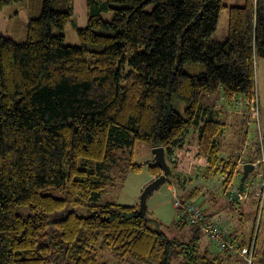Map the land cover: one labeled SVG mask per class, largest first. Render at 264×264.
I'll return each mask as SVG.
<instances>
[{
  "label": "trees",
  "instance_id": "obj_1",
  "mask_svg": "<svg viewBox=\"0 0 264 264\" xmlns=\"http://www.w3.org/2000/svg\"><path fill=\"white\" fill-rule=\"evenodd\" d=\"M18 1L0 0V11ZM40 2L24 39L0 34V264H49L56 257L107 264L100 260L107 250L120 262L172 264L177 247L182 264H228L229 247L201 255L197 235L188 243L171 239L152 227L156 218L140 205L98 200L119 160L134 172L146 165L154 177L162 174L153 155L135 161L137 143L162 145L171 160L191 128L202 176L223 178L225 190L232 186L239 165L221 156L219 143L227 124L206 110L205 96L257 99L264 0L228 6L226 41L210 38L224 0H87L88 23L77 28L75 45L53 31L72 20L73 0ZM108 10L109 21L102 16ZM192 63L204 70L190 74ZM174 94L186 102L185 115L174 108ZM263 160L264 153L255 162ZM261 174L262 166L255 176ZM250 184L244 188L256 187ZM257 188L256 223L264 203V188ZM199 191L179 200L200 206L192 200ZM82 206L90 214H77ZM176 211L175 224H187ZM211 219L221 224L204 213V221ZM254 233L244 244L228 236L240 248L253 245L256 264Z\"/></svg>",
  "mask_w": 264,
  "mask_h": 264
},
{
  "label": "rangeland",
  "instance_id": "obj_2",
  "mask_svg": "<svg viewBox=\"0 0 264 264\" xmlns=\"http://www.w3.org/2000/svg\"><path fill=\"white\" fill-rule=\"evenodd\" d=\"M40 0H23L18 1L13 4L6 6L3 10L0 11V34L8 37L14 38L17 40L24 39L22 35V31L24 32L27 20L31 16L33 12V8L39 3ZM74 1V0H73ZM79 0H76V2ZM236 1H241L242 3H246V0H224L227 7H225L220 12L218 27L210 37L211 39H219L221 41H226L228 35V19H229V7L232 4H236ZM38 2V3H37ZM85 1L83 0V9H84ZM39 5V4H38ZM85 12V9H84ZM36 13V11L34 12ZM113 12L111 10L105 11L102 13V16L105 20H108L112 17ZM85 17V14L82 15L81 10L78 8L74 11V16L72 20H70L62 31H59L55 26H53V31L55 33H64L65 34V42L67 44H79V37L77 28H82L80 25L82 23L81 19ZM86 27L87 22L84 23ZM201 68V69H200ZM204 70V65L202 64H187L186 71L190 74L195 72H199ZM256 95H257V106H258V118L256 116L253 118L250 117L251 105L248 107V115L245 123L243 119L241 121H235L230 128L226 129L224 133V137H221V140H231L233 143H238L237 140L243 139V135H246V131L249 130L250 140L253 142L254 138L259 139L257 144H259V149L263 150L258 156L259 158L264 153V143H262L263 135H264V57L258 58V62L256 65ZM173 106L176 110H178L182 115H185V103L183 99L179 98L177 95H173ZM225 98V97H223ZM227 102V99H224V103ZM236 107H239V104H236ZM255 116V115H254ZM263 134V135H262ZM223 136V135H222ZM137 150L135 154V161H145L152 157V148L146 146L144 143H137ZM256 146H254V149ZM252 150V149H251ZM258 151V150H257ZM262 160V158L260 159ZM171 165L173 163L171 160H167ZM262 162V167L264 168V160ZM125 163H127L125 161ZM122 160H119V164L112 169V181L105 192L102 193L101 197L98 200V203L105 204V202H114L120 204H132V205H140V197L141 191L143 188L149 184L151 181V173L146 165L142 166V170L139 172H134L133 170L126 169ZM257 170L253 171L249 176V179H255L254 184H259L261 182L260 176H255ZM202 180L193 177L192 180L180 182L179 188L177 191H180V195L186 193L184 191V186L186 188L193 189L195 187H200V190H204L206 193V189L209 187V181L206 178L201 177ZM252 183V182H251ZM175 185V184H174ZM251 185V184H250ZM176 187V186H175ZM254 188V187H253ZM162 187L157 188L152 191L151 195L148 197V211L150 215L156 218V221L152 222V227L155 229L161 230L166 233V235L175 240H180L181 242L188 243L195 235L199 237V253L201 255H210L212 251L217 249L215 247L214 242L210 237L206 234L203 229H196V225L192 224H184L179 225L175 224L176 220H178V214L176 211V207L173 203L174 195L173 191L165 193L161 191ZM255 189V188H254ZM253 189V191H254ZM251 191L249 198H246L243 203L235 204V208H233V217H241L242 225L241 230L244 232L246 237H251V232L255 231V235L258 236V252L255 257L256 264H264V203H263V213L260 219L257 222L256 230L255 226V218L257 216V206L258 199L255 203V195ZM188 195V194H187ZM206 196V194H204ZM203 195V196H204ZM204 196V197H205ZM195 199V198H194ZM203 197H197L195 202L201 204L204 208L209 207V202H203ZM193 200V198H192ZM76 212L79 215H88L90 214V210L86 206H82L76 208ZM245 216V218L242 217ZM208 250V252H207ZM100 260L106 262L107 264H130L128 262H120L116 259V257L107 250L105 253L100 254ZM58 261V262H57ZM172 264H182L183 263V253L180 251V248L177 247V251L173 254L171 258ZM235 262L237 261L234 260ZM49 264H64V260L59 257L53 258ZM231 264H246L243 260H239L236 263Z\"/></svg>",
  "mask_w": 264,
  "mask_h": 264
},
{
  "label": "crops",
  "instance_id": "obj_3",
  "mask_svg": "<svg viewBox=\"0 0 264 264\" xmlns=\"http://www.w3.org/2000/svg\"><path fill=\"white\" fill-rule=\"evenodd\" d=\"M84 9H83V0H79L76 2V0L73 1V9L74 11L77 10L78 8L81 10L82 15L85 14V17L81 19V27L85 26L84 23H88L87 16H88V9H87V0H84ZM39 2V3H38ZM34 12L39 9V6L41 4L40 1H38ZM241 1H236V4L232 5H243ZM231 5V6H232ZM35 14V13H34ZM229 17V16H228ZM228 24V23H227ZM25 32V30H24ZM24 32L22 31V35L24 36ZM258 62V61H257ZM205 108L207 111L211 112L216 119H220L221 121H224L227 124V128H230L235 121H243L246 123L247 120H250L247 118L248 115V107L249 104L248 102L242 97H236L234 99H227L222 93H218L217 95H206L205 96ZM225 97L227 99V102L224 103ZM236 104H239V107H236ZM246 105L248 107H246ZM226 128V129H227ZM196 128H191L186 132L184 137L181 139L180 143L178 146L175 148V151L173 153V158H171V162L173 165H170V168L173 171V178H169L168 176V182L164 183L161 187V191L165 193L171 192L172 190L173 195H174V200H175V194L177 193L178 196L180 194V191H177V188H179L180 182H186L192 180L193 177H196L199 180H202L201 177L204 171L200 168H204V161L199 159V157L196 155V150H197V133ZM226 132V130H224ZM221 135L219 138V143L221 145V150L220 154L221 156L226 159V160H235L237 161L238 169L235 173V178L233 180L232 186L225 190L223 189V178H219L218 176H212L210 175L209 177H206V180H208L209 187L207 188V193L203 190H200L195 196L194 201L197 200V197L201 198L203 197V202H209V207L204 208L201 204L200 206L203 208L204 213H206L208 216L213 217H218V219L221 221V224H223L224 228L228 231V234L231 235L232 239L236 241L238 244H244L247 243L250 239L253 237V230L251 232V237H246L247 235L244 234V232L241 230V217L234 218L233 217V208H235V204H241L244 202L246 198H249L251 191H253V186L252 187H246L244 188L240 193H239V188L238 185L240 183V176L243 173V164L246 162H250L253 165H255V170H259L260 162H255L259 158V144H257V138L253 139V142L249 141L250 140V134L249 130L246 131V135H243V139L237 140L238 143H233L231 140H221V137H224ZM263 135V134H262ZM264 138V135H263ZM254 146L256 148L254 149ZM252 149V150H251ZM258 150V151H257ZM258 163V164H257ZM260 164V165H259ZM254 170V171H255ZM151 181L154 176L151 174ZM204 178V177H203ZM251 182H255V179L251 178L246 181V183L250 186ZM175 184V185H174ZM187 185V184H186ZM184 186V191L186 193L183 194L185 196L190 188H186L187 186ZM259 184H256V191H253L254 195L256 196L255 203L258 199L257 191H258V186ZM176 186V187H175ZM160 187V188H161ZM231 189V190H230ZM255 190V189H254ZM256 192V193H255ZM238 194V197L235 195ZM206 194V196L204 195ZM205 197H204V196ZM180 197L183 199L184 197ZM257 198V199H256ZM259 200V199H258ZM174 203V201H173ZM175 205V203H174ZM176 207V206H175ZM263 208V206H262ZM236 209V208H235ZM177 210V208H176ZM243 218H245L244 215H242ZM207 220V219H206ZM259 220V219H258ZM257 220V221H258ZM256 223V222H255ZM189 224V223H188ZM257 224V223H256ZM192 225H197V224H192ZM200 227V229H203L200 225H197ZM257 227V225L255 226ZM196 228V227H195ZM197 229V228H196ZM204 230V229H203ZM256 230V229H255ZM255 238H253V241L256 242V246L258 245V238L255 235ZM216 246V245H215ZM258 250V246H257ZM208 252V250H207ZM216 252H221L219 249H215V251H212V253ZM211 253V254H212ZM232 256V260L229 259V256ZM223 258H226L228 261V264L236 263L237 261L241 260L243 261L244 259L240 257L236 252L234 253L233 251L228 252L224 251L223 252ZM237 261L235 262L234 260Z\"/></svg>",
  "mask_w": 264,
  "mask_h": 264
},
{
  "label": "built area",
  "instance_id": "obj_4",
  "mask_svg": "<svg viewBox=\"0 0 264 264\" xmlns=\"http://www.w3.org/2000/svg\"><path fill=\"white\" fill-rule=\"evenodd\" d=\"M253 101L255 102H252L251 104L248 103L249 106L250 105L252 106L250 110V118L253 117L256 118V116L258 118L259 109L257 106V99ZM259 187L264 188V178L262 177V174H261V182L259 183ZM174 203L175 206L179 208L180 216L186 218L189 224L200 225L217 247H221L222 249L229 247L234 253L236 252L238 255H240V257L244 259L246 264L254 263L253 245L240 248L238 244L236 243L234 244L232 239L228 236V232L226 228H224L223 224H219L216 219H211V221L208 222L204 221L203 220L204 213L202 208L194 203L193 204L181 203L177 193L175 194Z\"/></svg>",
  "mask_w": 264,
  "mask_h": 264
},
{
  "label": "water",
  "instance_id": "obj_5",
  "mask_svg": "<svg viewBox=\"0 0 264 264\" xmlns=\"http://www.w3.org/2000/svg\"><path fill=\"white\" fill-rule=\"evenodd\" d=\"M152 154L156 161V164L163 169L162 174H160L157 177H154L149 184H147L143 190L141 191V197H140V208L139 211L142 214H146L148 210V204L147 200L148 197L151 195L152 191L161 187L164 183L168 181V176L171 174L172 169L170 168V165L167 161V157L165 155V147L164 146H155L152 147ZM243 173L241 174L240 183L238 185L239 193L244 189V185L246 181L249 179L250 173H252L255 170V165H253L250 162H246L243 164ZM235 195L238 197V194Z\"/></svg>",
  "mask_w": 264,
  "mask_h": 264
}]
</instances>
